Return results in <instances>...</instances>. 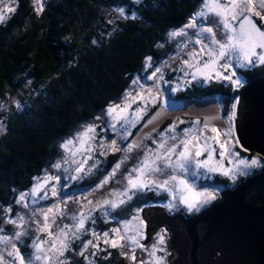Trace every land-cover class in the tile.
<instances>
[{
    "label": "trees",
    "instance_id": "16d2710c",
    "mask_svg": "<svg viewBox=\"0 0 264 264\" xmlns=\"http://www.w3.org/2000/svg\"><path fill=\"white\" fill-rule=\"evenodd\" d=\"M11 1L15 11L7 13L9 18L0 22V100L7 94L14 99L0 115V204L39 175L46 160L59 152L56 141L73 124L104 105L123 99L133 75L142 70L147 73L172 50L165 35L184 21L199 0H44L39 15L33 0ZM119 8L124 9L125 15L117 11ZM133 14L134 19L126 18ZM259 16L253 20L262 26L264 16ZM147 57H152V67H146ZM237 72L243 85L245 80L264 74V64L237 68ZM240 87L210 80L191 83L172 93L166 90L174 97L169 99L213 93L223 114L231 110ZM153 106L149 105L145 115ZM168 119L169 116L160 127ZM235 149L243 156L250 154L238 145ZM258 158L261 165L247 173L264 167V158ZM242 176L237 174L229 181L226 176L213 173L211 182L226 186ZM134 197L132 202L136 205L137 201L159 202L164 194L149 190ZM88 222L93 224L92 220ZM110 223L112 220L97 219L93 225L101 230ZM86 234L72 240L61 258L65 264H133L119 248L101 241L99 249L89 246L80 255L83 246L78 248L77 243Z\"/></svg>",
    "mask_w": 264,
    "mask_h": 264
},
{
    "label": "snow or ice",
    "instance_id": "6c2138e0",
    "mask_svg": "<svg viewBox=\"0 0 264 264\" xmlns=\"http://www.w3.org/2000/svg\"><path fill=\"white\" fill-rule=\"evenodd\" d=\"M33 3L35 5V11L39 15L43 11L44 0H33ZM252 4L253 0H202L200 10L190 17L188 24L177 31L169 33L171 37L175 38L177 36H186L188 29L195 30L193 33L195 43L201 45L199 53L207 57V59H202L195 50L189 52L188 55L192 59L183 60V64L191 70L190 73H185L186 76L190 74L194 80L201 77L204 81H210L212 79L223 80L227 81L230 86L239 88L242 86V81L237 76V69L234 67L233 61L241 68H247L254 65V63L264 64V31H261L251 19L253 9L250 5ZM0 5H3V10L0 12V22H2L9 18L4 13H13L15 9L9 6L5 0H0ZM259 7L264 9V0H260ZM117 11L121 15H125L123 8H119ZM255 15L259 16L260 13L256 12ZM126 18L134 19L135 15L133 14L131 17ZM208 24L212 26H207ZM237 24L238 27L236 26ZM216 30L223 31L224 35L222 39L216 38ZM257 49L261 51L257 52ZM151 61L152 57L146 58V67H152ZM146 79L154 82L153 85L147 86L146 89L145 85L139 84V78L134 79L132 84L139 85L142 90H145L148 93L147 97L139 93L133 95L131 92H127L124 101H122L123 107L116 104L109 106L107 109V114L114 121L110 125L113 131L117 128L115 121L122 122L121 128L124 131L123 135H120L121 141L127 140L128 135H130L127 129L134 126L142 118V115L148 110V105L156 104L158 100L162 99L159 91L160 81L164 79L162 67H155L151 75L147 76ZM185 83H190V81H185ZM154 88L156 90L155 95L152 94ZM176 90V88L172 89V91ZM137 99L144 101V105L143 107H137L135 113L130 117L127 114V109ZM235 107L236 105L234 104L233 109ZM162 110L152 116L147 121V124L154 125ZM235 116L236 112L233 110L228 117L229 126L224 131H221L216 126H212L210 131L215 135H204L215 117L208 118L203 122V126L199 129V135L194 128H185L183 129V137L181 138L180 134L176 132V125H170L169 129L165 131L173 134L166 136L164 133H161L158 148H146L143 156L139 157L137 163L127 171L123 180L118 181V183H124V187L120 191L114 189L112 194L124 198L119 200L104 199L93 202L87 200V196L77 198L73 195L68 196L67 199L58 201L57 204H53L46 209H32V215L28 219L32 220L37 215L42 217V219L36 218L34 220L37 225L36 230L40 233H46L48 239L46 241L44 238L38 237L33 241L34 252L27 261L17 247L16 241H19L27 234L24 225L28 221H26L24 215L17 214L15 218L7 215L12 212V208H5L4 213L6 214V218L4 222L13 224L17 230L12 235H8L4 234V229L0 227V245L4 246L3 250H0V264H8L9 258H11V264H65V260L61 258L64 257L65 251L69 249L72 240L79 239L82 233L88 231H91L93 239L83 242L80 255L83 256L84 251L89 246L99 249V241L102 240L105 245L112 248H120L122 255L128 256V253L123 250L125 248L130 249L131 256L129 258L135 262L136 248L144 249V245L140 242L144 238L141 231V226L144 222L138 214L132 218L138 221L134 231L129 227L130 222L124 221L123 230L117 227L111 229L110 232L106 231L100 234L94 230L87 229L85 227L86 221L92 220V223H95L92 213L97 209L102 212L106 211L105 206L116 209L126 204L138 192L149 190H168L173 193L179 190V203L184 204L188 211H198L200 206L215 200V191L207 188L202 191L195 190L194 186L182 173L188 172L190 166H194L195 169L205 168L208 172H222L223 175L235 179L237 174L246 175L247 169L261 165L259 158H241L239 152L234 150L236 145L240 144L239 139L234 135L231 123ZM153 131H155V127H153ZM150 135L151 133L148 134L149 137ZM169 140L172 141L171 144L168 143ZM76 141L79 147L74 148V141L72 139L66 140L61 145L62 148L70 153L72 163L76 165L74 169L76 175L69 176L68 179L70 180L80 179L82 175L91 174L93 169L97 168L99 161L94 158V153L97 151L100 156H105L108 152L116 151L125 153L115 163L112 170L92 189L93 192L103 188L110 180L115 178L122 166L129 159L127 153L143 147L142 141L128 143L123 149L117 145V140L106 142L104 138H101L97 141L95 124L87 125L84 131L78 132ZM153 142L156 143V141ZM212 143L219 145L221 159H224L226 155L235 158L229 161V163H235V168L225 169L222 165H213L210 163L214 159L213 153L216 152V149L211 146ZM240 147L243 148L242 145ZM243 150L247 151V149ZM205 152L207 153V157L205 159H199ZM77 154L82 155L83 159L76 160L75 157ZM89 161L93 162L89 164ZM65 163H67V160H65ZM61 167L62 164L60 162L52 165L54 169H61ZM162 176L166 178L160 179ZM59 180V175L50 174H46L43 179L36 178V183L30 192L20 193L19 199L15 203L23 204L27 208L28 204L25 203L26 198L30 195L33 197V202H35L37 194L42 190L43 196L40 199H47L48 188L46 186L48 182ZM51 195L53 197L59 195L55 184L51 186ZM79 199L87 200V204H82L78 211L73 212L69 216L66 211L68 201L79 202ZM173 199H176L175 195H173ZM167 207L171 210L173 205L170 203ZM85 208H87V212L84 211ZM139 211L141 210L137 209V213ZM57 216L61 218L67 217L72 223L64 224L61 227L57 225ZM54 225L56 226L55 231H53ZM163 233L164 230L160 234H157L156 243L152 245L149 253L150 257L153 258L151 264H164V256H157V251H164L163 246L166 241ZM84 258L86 260L88 259L87 256ZM140 264H144V261H141Z\"/></svg>",
    "mask_w": 264,
    "mask_h": 264
},
{
    "label": "rangeland",
    "instance_id": "374dc122",
    "mask_svg": "<svg viewBox=\"0 0 264 264\" xmlns=\"http://www.w3.org/2000/svg\"><path fill=\"white\" fill-rule=\"evenodd\" d=\"M5 2L9 5L12 6V1L11 0H5ZM260 0H253V4L250 5V7L253 9L251 19H254L255 13L259 12L261 16H264V9H261L259 7ZM202 6V0H199L194 7V9L187 15V17L184 19V21L179 24L178 26L173 27L170 29L167 34L165 35L169 45L172 47V50L167 52V54H164L158 61L157 63L148 71L147 73H144L142 70L143 67L140 69L139 74H134L133 77L131 78L129 84L126 86L124 93H123V99L118 100V102H112L104 105L103 107L99 108L97 111H95L90 117L87 118H82L78 120L75 124L72 125V127L69 129L68 132H66L64 135L60 136L58 140L56 141L58 145H60V150L59 152L52 158L46 160L44 165L42 166L41 172L39 175H35L32 180L30 181V184L24 188L23 190H19L18 192H15L14 197L11 199L7 200L6 202L0 204V227L4 229V234L12 235L17 228L11 224V223H5L4 220L6 218V214L4 213V209L11 207L12 212L10 214L11 217L15 218L17 214L24 215L26 221H28L24 225V229L27 230V234L24 235L19 241H16L17 247L20 249V252L22 255H24L25 260L27 261L33 254L34 249H33V241L37 239L38 237L44 238L46 241L48 239L46 233H40L36 230L37 225L35 224L34 220L36 218L42 219L39 215L37 217L33 218L32 220H29L28 218L32 215V209H46L47 207L57 204L58 201H62L64 199H67L68 196H75L77 198H80L82 196H87V200H91L93 202L96 201H102L104 199H115L119 200L124 197H119L116 195H113V190H122L124 187V183H118V181H122L124 175L127 173L128 170H130L136 163L139 157H142L144 154V150L146 148H152V149H157L159 141L161 139L160 134L164 133L166 136L172 135L173 133L166 132L165 130L169 129L170 125L175 124L176 125V132L180 134L181 138L183 137V129L185 128H194L199 135V129L203 126L202 123H200L198 117L196 116H190L191 118L189 119H183L179 117L176 114H171L169 116V119L166 123H164L161 127L155 128V131L151 128L148 132H145L143 134L142 138V144L143 147L140 149H136L131 153H127L129 156V159L127 162L122 166L120 172L117 173L114 179L110 180L107 185H105L103 188H100L96 190L95 192L92 191L93 188L100 182V180L96 181H90V176L88 175H82V178L77 179V180H70L68 179L69 176L76 175L74 169H75V164L72 163V157L70 153L61 147V145L69 139H72L74 141V148L79 147L78 142L76 141V136L78 132L84 131L85 127L87 125L95 124L96 125V140L99 141L101 138H104L106 142H110L111 140H117V145L123 149L127 146L128 142L121 141L120 140V135H123V129L121 128V121H115L117 124V128L115 131L112 130L110 125L114 123L112 120V117L107 114V109L111 105H116L119 104L121 107H123L122 101H124L125 94L127 92H131L133 95H136L137 93L144 95L147 97L148 93L145 90H142L139 85H133L132 81L136 78H139V84H143L144 82H153L152 80H147L146 77L151 75V72L155 69V67H162V74H163V80L160 81L159 84V89L162 88H167V90L172 93V89L176 88L182 89L185 87H188L191 83H204L206 81L203 80V78H198V79H192V76L185 75L186 72H191L190 69L187 68L186 65L183 64V60H191L192 58L189 57L188 53L192 52L195 50L202 59H207L206 56L203 54L199 53V49L201 45H197L195 43V36H194V31L193 29H188L187 32L188 34L186 36H177L175 38L171 37L169 33L173 31H177L181 29L184 25L188 24L189 19L192 15H194L197 11L200 10ZM3 10V5H0V12ZM5 15L7 13H4ZM113 14H118L116 11L113 12ZM259 16V17H261ZM253 23L256 24V26L261 30L264 31V21L262 20V26H259L254 20ZM207 26H212L211 24H208ZM238 27V24L236 25ZM223 31L222 30H216V38L217 39H222L223 38ZM207 43V41H205ZM261 51L260 49H257V52ZM234 67L241 68L239 65H236L235 62L233 61ZM237 76L241 79L243 82L241 76L237 72ZM212 80H217V79H212ZM185 81H190V83H185ZM147 86H145V89ZM156 90L153 89V95H155ZM162 96V95H161ZM181 98H175V99H169L165 96H162L161 100H158L156 104H161L164 107H172V106H178L179 101ZM117 101V100H116ZM14 99L11 94H7V96L0 100V115L3 113V111L8 107L9 104L13 103ZM144 101L137 99L134 103H131V107L127 109V114L131 117L133 113H135V110L137 107H143ZM150 105V104H149ZM148 105V107H149ZM231 113V110L229 112H224L222 114L226 125L221 129V131H224L228 126H229V114ZM145 114L142 115L144 117ZM140 120V119H139ZM199 122V123H194V122ZM232 123V122H231ZM213 125H209V129L205 131L204 135H215L211 133L210 129ZM133 127V126H132ZM132 127L128 128L127 131H131ZM2 128V121L0 119V130ZM219 128V127H217ZM151 133L150 137L148 134ZM223 139V137H221ZM153 141H156L154 143ZM202 142V141H201ZM130 143V142H129ZM169 144L172 143L171 140L168 141ZM211 143V142H210ZM216 149V152L213 153L214 159L210 163L213 165H222L225 169L229 168H235L236 165L235 163H229L230 160H234V157L231 156H225L224 159H221L219 155V145L212 143L211 145ZM73 148V150H74ZM236 152L237 150L234 149ZM250 152L248 156H243L240 154L241 158H251V157H256L258 158V154L247 150ZM122 151H116V152H108L107 156L110 158L107 162V166L103 165L104 164V159L105 156H100L99 152L94 153V158L99 161L98 167L101 168L102 170L105 169V171L110 172L112 170V167L115 165L117 161H119L124 155ZM207 157V153L205 152L204 155L199 157V159H205ZM76 160H82L83 156L80 154H77L75 157ZM65 160H67V163H65ZM56 162H60L62 164L61 169H54L52 168V165ZM93 161H89V164H91ZM87 167V165H86ZM247 169L246 171H248ZM170 173V170H169ZM216 173L219 175H223L222 172H208L207 169L205 168H200V169H195L194 166H190V170L186 173H182L184 177L194 186L195 190L197 191H202L203 189L207 188L211 191H215V193L218 191L220 188V185H215L211 181V174ZM46 174L50 175H59L60 180L59 181H49L48 185L46 186L48 188V198L47 199H40L41 196H43V190L37 194V197L35 199V202H33V197L28 196L26 198L25 203L28 204V207L25 208L23 204H16L15 201L19 199V195L22 192H30L31 188L33 185L36 183V178H41L43 179ZM225 176V175H223ZM229 181L232 180L230 176H226ZM166 177H160V179H164ZM80 180L83 183L80 185ZM86 181V182H84ZM126 183V182H125ZM231 183V182H230ZM55 184L58 191L59 195L56 197H53L51 195V186ZM152 193L156 192H162L164 194V198L159 201L160 204H163L166 208L167 205L170 203L173 205L171 209H181L183 211H187L188 209L184 204L179 203V190H177L175 193L170 192L168 190H151ZM90 193V194H89ZM144 192H138L137 194H144ZM173 195L176 196V199H173ZM135 199V197L133 196ZM126 199V198H125ZM87 200L79 199V202H74V201H68L66 211L68 215L70 216L73 212H76L80 209L82 204H87ZM144 202V201H143ZM142 202V203H143ZM151 202V201H147ZM155 202V200H154ZM145 203V202H144ZM130 204V205H128ZM141 204V201H137V204L134 205V202H132V199L129 200L126 204L118 207L124 208L122 210L116 211V209H111L108 206H105L106 211H101L97 209L92 213V217L97 220V219H102L105 220H112V223L108 224L107 228L97 230L96 226L93 224H85V227L90 230H94L96 233L102 234L103 232H110L111 229L113 228H121L122 230L124 229V221H129L130 225L129 227L134 231L138 221L133 220V216L137 215V209L138 206ZM126 206V207H125ZM204 207V206H201ZM200 207V208H201ZM199 208V209H200ZM169 209V208H168ZM85 212H87V208L84 209ZM115 213V214H114ZM72 221L68 219L67 217L61 218L57 216V225L63 226L64 224H71ZM86 223H89L86 221ZM56 226H53V231H55ZM141 231H142V226H141ZM158 234H160L162 231L158 230ZM87 233V237L83 238L82 240L78 241L77 246L78 248H81L83 246V242L89 239H93V236L91 234V231L85 232ZM143 233V232H142ZM156 238L157 234H154L152 238L144 243V249L136 248L135 251V256L136 260L135 262L132 261L129 257L131 256V251L128 248H125L123 251L128 253V258L131 260L133 264H140L141 261H144V264H151L152 257H150L149 253L151 251L152 245L156 243ZM103 242L102 240H100ZM95 242V241H94ZM4 246L0 245V250H3ZM164 251L160 252L157 251V256H164V264H165V254H166V249L165 246H163ZM120 249V248H119ZM121 250V249H120ZM122 251V250H121ZM6 254V253H5ZM8 264H11V258L8 259Z\"/></svg>",
    "mask_w": 264,
    "mask_h": 264
},
{
    "label": "water",
    "instance_id": "95a60500",
    "mask_svg": "<svg viewBox=\"0 0 264 264\" xmlns=\"http://www.w3.org/2000/svg\"><path fill=\"white\" fill-rule=\"evenodd\" d=\"M159 91L174 98L166 88ZM180 102L177 107L154 104L130 133L129 142L142 141L145 132L158 128L173 113L196 116L202 124L215 117L211 125H226L213 93L187 96ZM161 109L154 125L147 124ZM233 110L236 116L232 127L238 146L264 158V74L245 80L233 98ZM139 209L144 222L140 242L148 241L161 226L165 231L166 264H264V167L220 188L216 199L196 212L168 213L161 204L141 205Z\"/></svg>",
    "mask_w": 264,
    "mask_h": 264
},
{
    "label": "flooded vegetation",
    "instance_id": "af4514ba",
    "mask_svg": "<svg viewBox=\"0 0 264 264\" xmlns=\"http://www.w3.org/2000/svg\"><path fill=\"white\" fill-rule=\"evenodd\" d=\"M160 127V126H159ZM128 137H129V135H128ZM128 137H127V140H125V142H128L129 143V139H128ZM108 159V156L106 155L105 156V159H104V164L103 165H105V166H107V160ZM105 175H107V171H105V169L104 170H102L101 168H99L98 166H97V168L96 169H94L93 171H92V173L89 175L90 176V181L92 182L93 180L94 181H96V180H101V179H103V177L105 176ZM235 182V181H234ZM229 185H231V184H229ZM229 185H226V186H229ZM222 187H225V186H220V188H222ZM219 188V189H220ZM218 189V190H219ZM217 195H218V191L216 192V197H217ZM151 204H160L159 202H154V201H151V202H145V203H141L139 206H138V209L140 208V206L141 205H144V206H146V205H151ZM161 205H163V204H161ZM207 204H204V205H202V206H206ZM201 207V206H200ZM163 208L168 212V213H172V212H176V211H182V212H184L185 214H190V213H193V212H196L197 210H192V211H183V210H181V209H168V208H166L164 205H163ZM202 208V207H201ZM138 215H139V212H138ZM140 217V216H139ZM141 218V217H140ZM142 219V218H141ZM143 220V219H142ZM104 221H107V219H105ZM143 226H144V223H143V225H142V232H143ZM105 227H107L106 226V224H105ZM158 230H164L161 226H159L153 233H152V235L150 236V239L152 238V236L154 235V234H158ZM164 235H165V231H164ZM149 239V240H150ZM166 255V254H165ZM165 264H166V260H165Z\"/></svg>",
    "mask_w": 264,
    "mask_h": 264
}]
</instances>
